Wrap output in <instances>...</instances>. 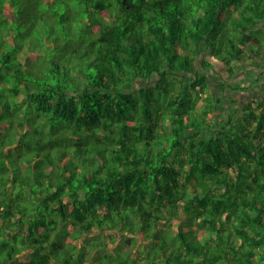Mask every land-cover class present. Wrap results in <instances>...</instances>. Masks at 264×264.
<instances>
[{"label":"trees","instance_id":"1","mask_svg":"<svg viewBox=\"0 0 264 264\" xmlns=\"http://www.w3.org/2000/svg\"><path fill=\"white\" fill-rule=\"evenodd\" d=\"M257 74L264 0H0V264H264Z\"/></svg>","mask_w":264,"mask_h":264},{"label":"rangeland","instance_id":"2","mask_svg":"<svg viewBox=\"0 0 264 264\" xmlns=\"http://www.w3.org/2000/svg\"><path fill=\"white\" fill-rule=\"evenodd\" d=\"M222 71H223L222 67L219 64H217L215 69H211L210 70V73H211L213 78H217V77H223V73L224 72L222 73ZM254 76L255 75H252L251 79H253ZM238 80L240 81L239 83H241V79H239V78L238 79H233L231 82H232V84L234 86H237L236 84L238 83ZM153 81H154V79H152V82ZM211 81L213 82L212 88H213L214 92L219 91L220 90L219 82L216 81V80H212V79H211ZM257 81H258L257 85L253 89H249V90L240 89L237 92H235V91L231 92L230 90H228L227 93H230V94H228L227 96L229 97L230 95H233L234 99L237 100L238 102H240V103L244 102L245 100H247L250 97V93L259 94L261 92V90H262L261 84H264V77H262L261 79H258V74H257ZM141 83L145 84L144 81H139L136 84L139 86V84H141ZM242 85H243V82L241 83V86ZM229 100H230V98H228L227 100H224L225 101L224 104L227 107H229L228 105L230 104ZM173 225H175V222L173 223Z\"/></svg>","mask_w":264,"mask_h":264},{"label":"crops","instance_id":"3","mask_svg":"<svg viewBox=\"0 0 264 264\" xmlns=\"http://www.w3.org/2000/svg\"><path fill=\"white\" fill-rule=\"evenodd\" d=\"M249 78V77H248ZM248 80V79H247Z\"/></svg>","mask_w":264,"mask_h":264}]
</instances>
